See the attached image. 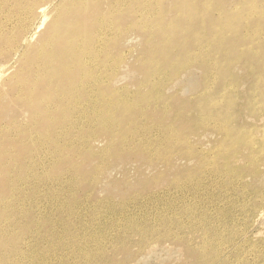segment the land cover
<instances>
[{"label": "rangeland", "instance_id": "obj_1", "mask_svg": "<svg viewBox=\"0 0 264 264\" xmlns=\"http://www.w3.org/2000/svg\"><path fill=\"white\" fill-rule=\"evenodd\" d=\"M30 1L0 0V264H264V0H78L64 90L72 0Z\"/></svg>", "mask_w": 264, "mask_h": 264}, {"label": "bare ground", "instance_id": "obj_2", "mask_svg": "<svg viewBox=\"0 0 264 264\" xmlns=\"http://www.w3.org/2000/svg\"><path fill=\"white\" fill-rule=\"evenodd\" d=\"M37 1L38 0H32L26 6V13L28 16L32 14L33 17L36 16V9L38 7H35V9L33 7ZM88 3H90V1L79 2L78 0H72L71 7L68 6L69 10L63 14L60 13L59 18L49 28L41 41V59L50 61L48 62V66L46 67L47 70L42 78L46 76L47 79L53 80L56 89L61 88L64 90L66 87L76 86L75 82L78 79V74L76 79V76L72 73L73 69L79 70L78 66L81 67L76 63V59L81 61L82 57L79 58L80 52L76 49L75 44L79 43L81 39L84 40L85 45L93 40L91 35H88V32L85 33L86 35L80 34L85 24L94 19V17H89V13H91L96 6L95 4L92 5V3ZM211 3L212 0H209L210 10L214 8ZM38 13L43 18L42 25L46 20L45 12L40 7ZM86 19L88 21H86ZM98 21L100 23V20ZM44 85H46V83ZM42 99L45 103L47 96H43Z\"/></svg>", "mask_w": 264, "mask_h": 264}]
</instances>
